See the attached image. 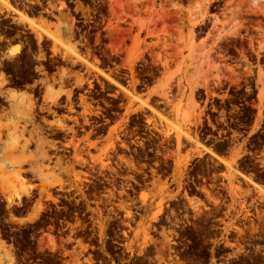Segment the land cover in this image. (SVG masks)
<instances>
[{"label":"rangeland","instance_id":"1","mask_svg":"<svg viewBox=\"0 0 264 264\" xmlns=\"http://www.w3.org/2000/svg\"><path fill=\"white\" fill-rule=\"evenodd\" d=\"M80 1L81 9L102 14L98 36L104 35L100 41L113 53L112 78L119 83L114 88L126 94V111L119 122L127 119L147 126L154 135L148 133L144 146L161 153L160 168L154 171L160 175L126 199L129 211L141 204L144 216L131 224L122 264H259L264 258L259 247L256 255L247 256L234 246L221 249L219 242L264 236L259 214L264 208V132H259L264 120V0ZM8 2L0 0V7L9 9ZM22 20L39 38V29L53 25L58 33H52L59 39H52L53 49L58 44L65 53H73L58 29L72 24L71 18L50 24ZM83 64L98 74L99 81L111 76L103 64ZM120 72L127 75L124 80L117 78ZM228 104L245 106L239 121L249 132L242 140L208 145L200 135L207 108ZM252 106L257 110L253 121L245 118L254 111ZM2 133L0 152L6 160L0 169L8 172L30 151L24 127L18 130L6 120L0 123ZM224 153L228 157L219 156ZM99 162L106 164L102 158ZM17 180L18 175L1 177L8 199L18 196L11 187ZM237 207L246 219L238 220ZM99 229L103 233L104 224ZM0 264L13 262L0 255Z\"/></svg>","mask_w":264,"mask_h":264},{"label":"flooded vegetation","instance_id":"2","mask_svg":"<svg viewBox=\"0 0 264 264\" xmlns=\"http://www.w3.org/2000/svg\"><path fill=\"white\" fill-rule=\"evenodd\" d=\"M8 1L9 9L0 7V123L10 120L14 128L24 127L30 153L10 171L0 169V180L4 175L19 176L11 186L18 194L12 200L6 195L7 186L0 184L4 247L0 255H8L13 264H122L128 251L126 238L133 233L131 224L144 216L141 204L129 211L131 203L126 199L160 175L154 171L160 168L161 153L144 146L149 134L154 135L147 126L127 119L119 122L126 111V94L114 88L119 83L112 78L113 53L100 41L104 35L98 36L103 31L102 14L81 9L80 0ZM96 3L100 6L102 1ZM65 17L73 19L72 24L58 27L59 36L73 53H64L58 44L53 49L52 37L39 29V38L22 20L50 24ZM45 28L58 33L53 25ZM83 62L105 65L110 79L99 81ZM126 76L120 72L117 78ZM243 108V104L209 106L200 132L203 141L214 145L242 140L249 132V126L239 121ZM251 108L254 111L245 118L253 121L257 110ZM260 124L262 133L264 120ZM221 132L228 134L221 137ZM4 139L2 133L0 148ZM219 156L228 157L227 153ZM4 160L0 152V163ZM238 207L235 216L246 219ZM251 208L256 210L252 204ZM259 214L264 219V208ZM244 241L220 240L219 244L221 249L234 246L247 256L256 255L259 247L258 253L264 255V236L248 235ZM259 264H264V258Z\"/></svg>","mask_w":264,"mask_h":264},{"label":"bare ground","instance_id":"3","mask_svg":"<svg viewBox=\"0 0 264 264\" xmlns=\"http://www.w3.org/2000/svg\"><path fill=\"white\" fill-rule=\"evenodd\" d=\"M61 6H63V3H61L60 4ZM73 20V19H72ZM32 24H34V23H32ZM34 26H35V24H34ZM37 26H39V25H37ZM44 28V27H43ZM46 29V28H45ZM37 31V30H36ZM44 31V33H46L48 36H50V37H52L53 39L55 38L54 36H56L54 33H52V32H49V31H47V29L46 30H43ZM37 33V32H36ZM37 36H39V34L37 33L36 34ZM57 41L59 40V39H57V37L55 38ZM65 53V52H64ZM16 195V194H15ZM91 261V260H90ZM89 263H91V262H89Z\"/></svg>","mask_w":264,"mask_h":264}]
</instances>
